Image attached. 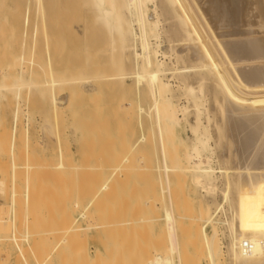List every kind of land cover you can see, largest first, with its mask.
<instances>
[{
	"label": "bare ground",
	"instance_id": "1",
	"mask_svg": "<svg viewBox=\"0 0 264 264\" xmlns=\"http://www.w3.org/2000/svg\"><path fill=\"white\" fill-rule=\"evenodd\" d=\"M32 9L34 17L30 15ZM256 25H264V0H0V100L11 95L13 118L25 136L30 129L19 125V115L27 89L36 90L47 110L59 118L69 116L82 101L102 100L105 104L109 99L115 106L118 100L122 108L118 112L130 111L132 117H128L135 122L133 148L154 157L147 155L152 157L148 161L154 163L159 181L151 183L159 186V193L149 198L152 202L147 207L150 204L152 209L157 201L161 204L162 226L169 237L164 234L168 241L163 243L169 245L165 249L172 255L170 262L166 259L170 254L161 261L164 258L166 264H183V247L199 244L209 264H264V28ZM33 59L38 61L34 70L30 66ZM126 105L129 110L123 113ZM103 120L109 124L107 118ZM45 128L49 131L50 126ZM24 162L21 166L28 165L23 167L27 171L20 165L18 168L27 175L32 173L30 167L38 171L41 169L36 166L43 163L34 166L31 161L30 166L29 161ZM150 163L145 166L150 170H146L154 173ZM116 169L118 177L115 174L113 179L118 178L123 185L126 170ZM106 177L98 188L101 192L97 189L96 193L114 201L110 195L116 187H112V177ZM150 177L155 175L150 173ZM207 196L212 197L213 204ZM196 199L197 205L192 203ZM132 219L119 221L128 225H116L131 228L147 222ZM89 221L90 227L93 222ZM65 222L56 232L49 231L58 235L52 249L58 256L66 248H77L84 229L77 226L76 218ZM108 226L102 228L109 230ZM47 230L43 234L52 235ZM139 235L144 239L145 235ZM194 238L197 243L188 241ZM222 239L228 240L227 245ZM128 243L131 245L129 239ZM81 252L84 249L79 254L85 257ZM120 255H115L116 264ZM40 264H47L46 259Z\"/></svg>",
	"mask_w": 264,
	"mask_h": 264
},
{
	"label": "rangeland",
	"instance_id": "2",
	"mask_svg": "<svg viewBox=\"0 0 264 264\" xmlns=\"http://www.w3.org/2000/svg\"><path fill=\"white\" fill-rule=\"evenodd\" d=\"M32 10H31L30 15L34 17L35 11L34 9ZM257 27H260V26L256 25L255 28ZM262 27L264 28V25L263 26L261 25V27L258 29H261ZM0 52H1V49H0ZM36 60L37 59H33L32 61H30V64L31 62L33 64V65L32 64L30 65L33 70L36 69L35 68L36 65H34L35 62L38 66V61ZM25 92L27 94H25ZM25 92L23 93L24 99L21 100L22 104H21V111L19 115V121H20L19 125L21 127L23 126L24 129H26V127L27 129L28 128L30 129V134L28 136H25L21 132V129L18 127V124L15 122L13 118L12 111H13L14 105H13V100H12L11 95H9V98L7 97V98H3L0 100V162L3 163V165H1L0 167V264H40L45 259H46L47 264H61V263L68 264L69 262L70 263L74 262L75 264H86V263L87 264H104V263L108 264L106 262H110V264H114V263L116 264L115 260L118 259L116 258V256L118 257L121 252L122 253L119 257V261H117V264L118 263L127 264V262H131V264H137V263L138 264H151V262H153L152 264L154 263L161 264L162 261L164 262V263L162 262V264H166L167 263L166 259L170 262L171 260H169V258L171 259L172 255L170 254V251L167 250L169 248V245H168L169 242L167 243L168 246H165L164 244L165 242L168 241V240H164L166 239V236L168 235V233H166L167 234L166 235L165 232H168V230L166 229L165 226H162V224L165 225V221L163 223L164 211L162 209L161 204L158 201L153 202L154 203L153 208L152 209L150 208L151 207L150 204L152 202V201L150 202L151 198L157 197L154 195H158L159 193V190H158L159 186H156L155 183H154L155 185L151 183V180L153 182H155L156 180L158 181L156 177L155 169H154V163L153 162L150 163L148 161L153 156L150 154V152L145 153L143 150L142 151L143 153H142L141 150H137L136 148L135 149L133 148V143L135 141L136 128L134 127L135 122L133 118H132V121H130V118L128 117L129 115L132 117V115L130 114V111L129 112L127 111L128 113L126 112V110L128 109L127 107L128 104L126 105L125 108L123 107L124 110L127 108L125 111H123V113L124 112L126 113L120 114L118 111L121 110L122 108L119 109L120 106H118L119 104L116 98L114 99L116 100L115 106L112 105L113 103L111 104L108 101L109 99L105 100V104H104V101L101 102L102 100L100 101L98 100L97 101L95 100L87 101L86 100L85 102L82 101L83 103L81 102V104L75 107L74 111L72 110L70 115H69L70 111H68L67 115L69 116H66L65 114V116L59 118V116H57L56 113H51V111L47 110L41 97L39 96L36 90L33 91V88H32V89H27ZM31 93L32 94L36 93L37 96L33 94L36 96L34 97ZM31 95L32 97H30ZM107 101L110 104L106 103ZM102 103L104 104L103 106L101 105ZM25 110L27 113H25ZM115 110H116V113L114 112ZM114 113L116 116L118 113L119 117H116ZM132 114H133V111H132ZM30 115L31 116L33 115L34 117L32 116V119H31ZM22 116L25 118H23ZM29 118L30 120H28ZM103 118H107V120L109 121V124L108 122H104L105 120H103ZM112 118H114L113 121H112ZM117 119L118 121L115 122ZM31 120H32V123H31ZM37 120H38L39 125L36 124ZM25 122L29 123V125ZM119 122L120 124H118ZM127 122H130L131 124ZM44 125L45 126L48 125V129H49V126H50V129L51 128L52 129L51 130L49 129L48 131ZM41 126H43L42 128L44 129V131L42 130ZM132 129L134 130V133L131 132ZM48 133L50 136L48 137L50 139H48L47 137ZM65 133H68V134L71 133V135H69L68 137L67 135H65ZM20 135L24 138L22 139L23 144L22 142L20 143L21 141V138H19ZM67 138H70V141H68ZM47 140H51L53 142V143L51 142L52 145L48 143ZM139 151L141 152V154ZM144 154L146 157L144 156ZM147 155H151L152 157L147 158ZM142 156H144L145 158H142ZM140 157L142 159L147 160L148 163L151 164V168H152L151 170H153L155 174L153 172H150L149 171L150 168L148 167L147 168L149 170L148 171L146 170L147 168L145 166L148 163H146L147 161L145 160L144 161L140 160ZM29 158L30 160H28ZM151 160L152 161L154 160L155 162V159H151ZM11 161L13 163H16L17 166H15V164H12V163L11 165L10 164ZM22 161L23 162L26 161V163L28 162L27 164L30 163L29 164L30 166H31V161H32V164L36 163V165L37 164L39 165L41 162L43 163H41L39 166H36V169L37 167H40L41 170H38L39 172L34 171L35 169L34 167H30V169H32V173L31 175L30 173H28V175H30L28 176L27 173L23 171V170L27 171V169H24V168H28V165L27 166L25 165V167L21 166ZM137 161L139 162L143 161L145 162L146 165L144 166L143 162L138 163ZM7 164H10V165H7ZM18 165H20L19 167L23 170L18 168ZM41 165H42V168H41ZM56 166H58L57 168L59 167L60 168L57 170ZM92 166L93 167L96 166V167L93 168ZM120 166L126 170L127 178L123 179V182L125 183H122L123 185L125 184V186L121 185V183L119 184L118 183L119 181L117 182L118 178H116V180L113 179L115 178L114 175L115 174L117 175L119 171L118 170L116 172V170L118 169V168L116 169V167H119L120 169ZM136 166H138L139 168L144 167L145 170L138 169ZM11 167L13 169H11ZM134 167H136L137 169H133ZM104 168L106 169L109 168V169L107 171L106 169L104 170ZM122 168L120 170H122ZM53 170L56 172L54 173ZM109 170L111 171L113 170L112 173L114 174L112 175L111 171ZM138 170H141V171L143 170L144 172L139 171L138 173ZM33 171L36 172V174ZM106 172H107V175L109 176L106 175ZM109 172L110 174H108ZM120 172L123 174L122 171ZM150 173H152L153 176L155 175V178L152 177V179H150L151 178ZM103 174H105L107 177L103 176ZM105 177L106 179L112 177L111 182L114 183L112 187L114 189L116 187L117 189V190L113 189L114 191L110 195V197H113L114 201H112V198H108L109 196L105 197L103 196L102 193H101V196H99L96 193L98 192V190L101 192V189H98V188L102 187ZM119 178L121 179V177ZM158 182H156L157 185L159 184ZM120 185L123 187L120 188ZM117 187H119L120 189ZM202 194L204 193L202 192ZM41 195L43 197H41ZM102 197L103 198L105 197V198L103 199ZM218 199L220 200V197H218ZM196 200H194L192 203L197 205L199 203L198 202L199 200L198 199ZM206 200L209 202V204H213L212 197L210 198L207 196ZM47 201H48V205H45L47 204ZM148 202H150V204H148V207H147ZM94 203H96V205ZM134 203H137V204H134ZM92 204L94 205L92 206ZM182 205H183L182 207L185 208L184 206L185 203H182ZM136 206L138 210H135L137 209ZM139 207L141 209L140 210L141 212L139 211ZM191 209L194 210L193 208ZM192 210H190V212ZM136 211L138 212L137 214L139 215H136ZM83 213L84 215L85 214L86 215L84 219H81L80 215ZM87 214H90V215L87 216ZM41 215L43 217H41ZM146 215H148V220H147ZM193 215L195 217V213L192 214V216ZM192 216L190 215V218ZM38 218H40L41 220L39 221ZM43 218L44 220H42ZM49 218L51 220H49ZM75 218L77 219V222H76L77 226L84 228L82 233H80L81 234V238L79 237L80 241L78 240L79 238H77L75 241L77 242L78 240V242L76 243L77 248H70V249L66 248V251H64L60 256H58L57 252L53 253V250H52L58 241L57 239L58 235L55 234L57 237L56 238L54 237L55 236L54 233H51V232H54V231L56 232L58 230L57 227L61 229L62 221L64 225L66 223L65 221L69 219H75ZM132 218L133 219L139 218L140 219V220L138 219L139 221L141 220L144 221L142 219L144 218L145 221L147 220V222L144 221L145 223H140V224L138 223L137 225L134 224L133 226H131V228L129 227L130 225L128 227L127 226L119 227L116 225L117 223L119 225L120 223L124 225L125 220L124 222H120V223L119 221L126 219L128 223V219L130 221ZM88 220L90 221L92 220L91 222H93L91 223L90 227L88 225ZM90 221H89V224H90ZM102 221L105 223L100 225ZM41 223L42 224L45 223L43 224V226L44 225L46 226L47 223L51 225L46 226V227L44 226V229H42L43 226L41 225ZM108 223H109V226L107 225ZM146 223L148 226L145 225ZM107 226L109 230L107 229L105 230L102 228V227L107 228ZM45 228L50 229V230H47V232L52 235H48L47 233L43 234V231L46 230ZM136 229H139L140 232H138ZM144 229H146L147 231ZM164 229H166V231ZM130 231L133 232L134 235H130ZM208 232H211V229H208ZM139 234L145 235L144 239H143V236L141 237ZM164 234L166 236H164ZM44 235H46L47 238H45ZM129 235L132 237L131 239ZM221 236L223 237V235ZM126 237H129V238H126ZM138 237H139V240H137ZM128 239L131 245H127L129 244ZM40 240L42 241L41 243H40ZM226 240L227 239L223 240V242L225 241L224 242L225 245H227V242H228V240L227 241ZM81 241H84V242H81ZM188 241H193L194 244L197 243V241H195V238L188 240ZM112 242H115V243H112ZM123 242H125L126 244H124ZM79 243H80V247H79ZM82 243H85L86 245L85 244L82 245ZM122 243H123V246H122ZM191 243L192 242L190 243L188 242V244H191ZM42 245L45 248L47 247L45 251L43 250ZM125 245L129 248L126 249ZM134 245H137V246L135 247ZM192 245L193 244H191V246L188 245V247L186 246L183 247L184 250L186 251L185 253L182 248L183 250L182 257H183V262H184L183 264H190V262L192 264L194 263L195 264L196 263L197 264H209V262L207 261L203 253L202 247H200L198 244L197 245L198 247L194 245L197 248H195L194 246L192 248ZM140 246H142L143 249L144 247H146L147 250L146 249L143 250L145 252V256L143 255L144 253ZM123 247L125 248V250ZM130 247L131 248L133 247V248L131 249ZM165 247L166 248L168 247V248L165 249ZM199 247L202 249V251L198 249ZM81 248L84 249V252L83 253L81 252V253L85 254V257L84 255L79 254L80 251H83V249L81 250ZM137 248L139 249L138 251H136ZM71 249L75 252L71 251ZM126 250L129 253H127ZM165 250H167V252ZM42 251H43V254H42ZM146 251L148 253H151V255L149 254L148 256ZM106 252L109 254H107ZM135 252H137L138 255ZM44 253L47 255H45ZM74 253L75 254L77 253L76 254L77 257ZM73 254L75 255V258ZM134 254L135 256H137L136 257V259L138 258L137 260H135ZM166 254L168 255L170 254V255L168 256ZM42 256L43 257L45 256V258H43ZM46 256L47 257L49 256V258L51 256L50 258L51 262L49 261V259H47ZM70 256H73V257H70ZM163 256L164 258L168 256L165 259V261H164V258L161 261ZM185 256L187 257L186 260H185L186 258ZM156 258H157V261H156ZM190 258H192L193 261ZM144 259L147 261V263L146 261H144ZM80 260H81V263H79ZM222 261L225 262V259L223 258Z\"/></svg>",
	"mask_w": 264,
	"mask_h": 264
}]
</instances>
